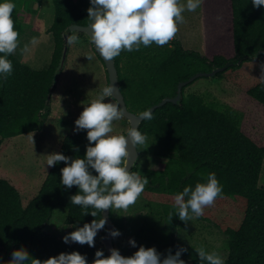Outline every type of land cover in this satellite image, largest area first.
Listing matches in <instances>:
<instances>
[{
    "label": "trees",
    "instance_id": "trees-1",
    "mask_svg": "<svg viewBox=\"0 0 264 264\" xmlns=\"http://www.w3.org/2000/svg\"><path fill=\"white\" fill-rule=\"evenodd\" d=\"M18 1L15 0L12 12L17 32L21 28ZM53 3L55 13L49 32L53 35L54 49L49 64L33 68L23 63L15 52L9 54L13 70L0 79V150L9 139L43 127L51 109V101L47 100L62 72L64 33L71 24H88L90 0H53ZM201 11L204 52L185 48L173 36L164 45L152 43L132 51L121 50L114 57L120 88L130 110L140 113L164 97L175 95L178 83L197 71H210L238 56L264 49V6L253 7L251 0H202ZM32 12L30 7L24 8L27 16ZM78 34L87 37L83 32ZM249 59L254 58H245L237 65ZM230 67L233 65L224 71ZM224 71H218L216 76L221 77ZM192 82L183 86L179 102L157 107L152 118L143 119L139 125L138 130L146 135V141L138 149L142 156L149 154L156 161L143 169L138 162L131 168L147 176L143 192L150 198L146 218L134 236L170 246L174 251L183 245L186 251L181 257L187 264H199L195 245L176 242L180 219L173 214L169 220L168 212L176 191L185 184L194 185L214 171L222 185L216 198L237 196L245 200L240 224L224 230L228 249L225 264H264V187L258 184L264 161V139L248 128L247 117L238 106L209 101L201 92L186 93ZM243 95L245 101L254 103L264 114V77L243 89ZM86 131L68 132L60 140L58 151L82 156L88 143ZM64 163L50 166L38 192L26 204L17 186L10 179L0 177V257L3 259L20 246L41 259L74 249L85 254L88 261L95 258V250L101 247L65 243L45 230L53 208L58 205L67 208L65 222L72 226L73 222L83 224L94 218L70 201V194L78 191V187L67 188L60 183V168ZM154 193L161 196L160 201L151 200ZM110 214L116 228L123 233L124 214L115 209ZM100 215L102 212L97 211V218ZM105 230L106 226L100 233ZM104 254L107 255L105 250Z\"/></svg>",
    "mask_w": 264,
    "mask_h": 264
},
{
    "label": "clouds",
    "instance_id": "clouds-1",
    "mask_svg": "<svg viewBox=\"0 0 264 264\" xmlns=\"http://www.w3.org/2000/svg\"><path fill=\"white\" fill-rule=\"evenodd\" d=\"M201 3L202 0H90L87 8L91 28L89 38L106 60L118 56L121 50L132 51L152 43L164 45L174 36L178 24L183 22V12L195 11ZM251 4L261 7L264 0H251ZM14 7L15 0H0V79L11 74L13 65L9 54L18 45V32L12 16ZM66 39L71 44L78 40V36L73 32ZM37 41L38 37L32 36L23 46L24 50ZM116 90L114 83L103 86L95 97L83 103L82 110L75 118L73 130H87L88 143L82 156H69L62 151L46 154L45 164L48 166L65 162L60 168V183L67 188L76 185L78 191L70 194V201L94 217L83 224L73 222L72 230L61 237L65 243L86 242L93 246L94 237L106 223L104 215L97 218V211L127 208L148 183L147 176L130 170L131 153L128 147L129 143L132 146L145 144L146 135L134 124L125 129L126 134L113 133V121L122 116L123 107L105 98L116 97L119 100ZM139 117L149 120L152 112L145 108ZM221 190L222 185L214 171H209L204 179L197 180L194 185L185 184L182 190L173 194L169 220L173 214L185 222L202 215L204 206L211 205ZM107 231L112 237L120 234L115 227ZM128 242L133 247L137 245L134 237H129ZM194 250L198 254L199 264H225L226 258L215 249L198 245ZM184 251L186 248L180 245L174 252L169 247L167 254L162 255L154 245L141 243L131 254H122L118 247L112 246L107 255L103 248H97L95 258L88 261L85 254L75 249L41 259L20 246L12 250L9 259L0 257V264H187L181 258Z\"/></svg>",
    "mask_w": 264,
    "mask_h": 264
},
{
    "label": "rangeland",
    "instance_id": "rangeland-1",
    "mask_svg": "<svg viewBox=\"0 0 264 264\" xmlns=\"http://www.w3.org/2000/svg\"><path fill=\"white\" fill-rule=\"evenodd\" d=\"M17 7L21 9L19 16L21 28L18 31V45L14 52L23 63L33 68H44L49 64L52 55L53 38L49 27L55 13L53 0H19ZM26 7L33 9L29 16L24 13ZM183 16L184 20L178 24L174 37L179 38L185 48L204 52L201 4L195 11L185 10ZM39 33L42 37L24 50L23 46L30 38L38 37ZM74 33L78 36V40L69 44L67 60L51 95V109L43 127L9 139L0 150V177L10 179L17 186L23 204L38 192L48 173L50 166L45 164L46 154L58 151L60 140L68 132H77L73 130L74 120L82 110L83 103L95 97L100 89L108 84L104 62L93 49L89 37ZM262 77H264V54L245 60L240 65H233L226 69L221 77L200 76L186 87V93L197 91L209 101L238 106L247 117L248 128L264 139V114L254 103L245 101L243 95V89L245 91ZM105 99L116 102L112 97ZM128 127L130 124L123 115L113 121V133H125ZM154 161H156L154 157L145 153L139 158L138 166L143 169ZM258 184L264 187V161ZM151 200L160 201L161 196L154 193ZM149 201L150 198L142 190L135 202L127 208L115 209L124 214L125 231L115 237V246L122 254H131L141 243L145 246L154 245L162 255L167 254L170 246L142 241L134 236L146 218ZM244 211L243 198L237 196L215 198L211 205L204 206L202 215L194 216L187 222L179 220L176 226V242L203 245L206 249H215L226 258L228 249L225 245L224 230L228 226L239 225ZM66 215V207L61 205L54 207L45 230L58 235L59 238L71 231L73 226L65 222ZM66 225L68 226L65 227ZM101 235L98 230L94 237V245L103 248ZM129 237H134L137 241L135 247L129 244ZM171 250L174 252L173 248Z\"/></svg>",
    "mask_w": 264,
    "mask_h": 264
},
{
    "label": "water",
    "instance_id": "water-1",
    "mask_svg": "<svg viewBox=\"0 0 264 264\" xmlns=\"http://www.w3.org/2000/svg\"><path fill=\"white\" fill-rule=\"evenodd\" d=\"M73 32H83L85 33L88 37L89 34L88 32H91V28L88 24H71L68 28V31H66L64 33V39H65V45L63 47L62 50V55L60 58V68H63L66 60H67V54L69 51V43L67 42V35L73 33ZM90 39V38H89ZM91 41V40H90ZM92 43V42H91ZM92 46L94 48V50L96 51V53L101 57L102 61L104 62V66L107 72V78H108V84L109 83H114L115 87H116V95L119 98V100L116 99V97H112L116 100V102L120 105H122L123 107V116L128 120L130 127L134 124L137 126V128L139 129V125L141 124V122L143 121L142 117H139V113L138 112H134L132 110L129 109V106H127L125 98H124V94L120 88V82H119V74H118V69L116 67V60L113 57L112 60H106L104 57H102L100 55V53L96 50L95 45L92 43ZM261 54H264V49H259L251 54L248 55H241L238 56L237 58H234L232 60H229L228 62H226L224 65L220 66V67H215V69H212L210 71H199L194 73L193 75H191L187 80H182L178 83V87H177V93L173 96H166L164 97L161 101H159L158 103H155L151 106V108H149L151 110V112L153 110H156L157 107L165 104L166 102H174L177 103L181 100V91L184 85L192 82L193 80H195L196 78L203 76V75H207V76H215L217 74L218 71L224 70L226 67L230 66V65H237L241 62V60L245 59V58H256L258 56H260ZM48 102L51 101V97L48 98L47 100ZM126 134V133H125ZM129 150H130V159H129V166H130V170L133 166H135V164L138 162L139 158L142 156V153L139 151L138 146H132L130 143L128 145ZM111 208L109 209H105L102 211V215H104L106 217V230L104 231V233L101 235L100 240L103 244V249L105 250L106 254H108V250L110 247L115 246L114 243V237H112L111 235L108 234L107 229L116 228L115 222L112 220L111 218ZM116 247V246H115ZM10 258V254L6 255V258H4V260H7Z\"/></svg>",
    "mask_w": 264,
    "mask_h": 264
},
{
    "label": "crops",
    "instance_id": "crops-1",
    "mask_svg": "<svg viewBox=\"0 0 264 264\" xmlns=\"http://www.w3.org/2000/svg\"><path fill=\"white\" fill-rule=\"evenodd\" d=\"M50 34H51V38H53V35H52V33L50 32ZM42 36H41V34L39 33V36H38V39H40ZM53 49H54V40H52V52H53Z\"/></svg>",
    "mask_w": 264,
    "mask_h": 264
},
{
    "label": "flooded vegetation",
    "instance_id": "flooded-vegetation-1",
    "mask_svg": "<svg viewBox=\"0 0 264 264\" xmlns=\"http://www.w3.org/2000/svg\"><path fill=\"white\" fill-rule=\"evenodd\" d=\"M76 33H79V32H76Z\"/></svg>",
    "mask_w": 264,
    "mask_h": 264
}]
</instances>
